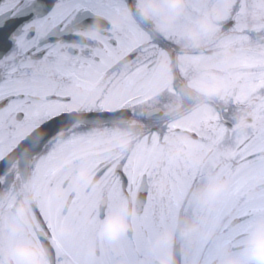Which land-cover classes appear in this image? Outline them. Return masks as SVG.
<instances>
[{
	"label": "snow or ice",
	"instance_id": "snow-or-ice-1",
	"mask_svg": "<svg viewBox=\"0 0 264 264\" xmlns=\"http://www.w3.org/2000/svg\"><path fill=\"white\" fill-rule=\"evenodd\" d=\"M169 234L264 264V0H0V264Z\"/></svg>",
	"mask_w": 264,
	"mask_h": 264
},
{
	"label": "clouds",
	"instance_id": "clouds-1",
	"mask_svg": "<svg viewBox=\"0 0 264 264\" xmlns=\"http://www.w3.org/2000/svg\"><path fill=\"white\" fill-rule=\"evenodd\" d=\"M172 241V246L167 249V252L161 256L160 264H180L179 251L181 247H184V243L174 235L169 234L167 237ZM264 243V241H262ZM229 252L232 250L229 249ZM216 264H243V262L235 256L229 255L225 259L218 260Z\"/></svg>",
	"mask_w": 264,
	"mask_h": 264
}]
</instances>
